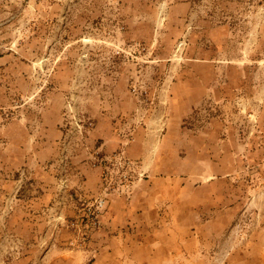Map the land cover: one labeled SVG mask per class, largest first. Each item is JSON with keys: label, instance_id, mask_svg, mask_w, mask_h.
I'll return each mask as SVG.
<instances>
[{"label": "rangeland", "instance_id": "rangeland-1", "mask_svg": "<svg viewBox=\"0 0 264 264\" xmlns=\"http://www.w3.org/2000/svg\"><path fill=\"white\" fill-rule=\"evenodd\" d=\"M0 264H264V0H0Z\"/></svg>", "mask_w": 264, "mask_h": 264}]
</instances>
